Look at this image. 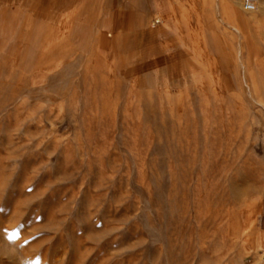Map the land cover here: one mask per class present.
I'll return each mask as SVG.
<instances>
[{
  "label": "rangeland",
  "instance_id": "rangeland-1",
  "mask_svg": "<svg viewBox=\"0 0 264 264\" xmlns=\"http://www.w3.org/2000/svg\"><path fill=\"white\" fill-rule=\"evenodd\" d=\"M244 1L198 10L240 33L168 89L96 55L107 0H0V264H264V0Z\"/></svg>",
  "mask_w": 264,
  "mask_h": 264
},
{
  "label": "crops",
  "instance_id": "crops-1",
  "mask_svg": "<svg viewBox=\"0 0 264 264\" xmlns=\"http://www.w3.org/2000/svg\"><path fill=\"white\" fill-rule=\"evenodd\" d=\"M211 2L107 0L97 22L94 51L117 65L129 82L168 89L201 87L209 74L205 57H226V37L238 34L231 16L235 34L230 28L223 32L211 11L197 16Z\"/></svg>",
  "mask_w": 264,
  "mask_h": 264
},
{
  "label": "built area",
  "instance_id": "built-area-1",
  "mask_svg": "<svg viewBox=\"0 0 264 264\" xmlns=\"http://www.w3.org/2000/svg\"><path fill=\"white\" fill-rule=\"evenodd\" d=\"M244 8L248 12H252L255 10V5L251 0H245L244 1Z\"/></svg>",
  "mask_w": 264,
  "mask_h": 264
},
{
  "label": "bare ground",
  "instance_id": "bare-ground-1",
  "mask_svg": "<svg viewBox=\"0 0 264 264\" xmlns=\"http://www.w3.org/2000/svg\"><path fill=\"white\" fill-rule=\"evenodd\" d=\"M190 3H191V2H190ZM254 5H255V4H254ZM244 9H245V8H244ZM256 9H257V7H256V5H255L254 13H255V11L258 12V11H257L258 9H257V10H256ZM245 11H246V10H245ZM252 12H253V11H252ZM259 14H260V13H259ZM256 16H257V15H256ZM256 16H254V18H255ZM248 17H249V16H248ZM244 18L246 19V17H244ZM249 18H250V17H249ZM249 18H248V20H249ZM256 19H257V18H256ZM256 19H255V20H256ZM236 28H237V27H236ZM236 31H237L238 33H240L237 29H236Z\"/></svg>",
  "mask_w": 264,
  "mask_h": 264
}]
</instances>
